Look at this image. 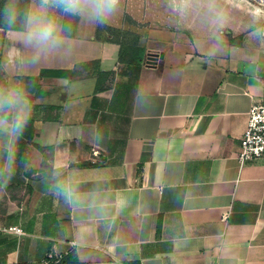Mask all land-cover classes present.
<instances>
[{
  "label": "crops",
  "instance_id": "0c3cea01",
  "mask_svg": "<svg viewBox=\"0 0 264 264\" xmlns=\"http://www.w3.org/2000/svg\"><path fill=\"white\" fill-rule=\"evenodd\" d=\"M57 15L56 48L0 27V89L27 96L32 132L0 133V264H264V159L237 158L264 103V9L121 0L103 28Z\"/></svg>",
  "mask_w": 264,
  "mask_h": 264
},
{
  "label": "clouds",
  "instance_id": "9594fccd",
  "mask_svg": "<svg viewBox=\"0 0 264 264\" xmlns=\"http://www.w3.org/2000/svg\"><path fill=\"white\" fill-rule=\"evenodd\" d=\"M188 6L191 0H179ZM214 3V0H209ZM121 0H40L38 6L21 7L19 0H6L0 9V23L9 28L22 24L26 28L25 42L37 50L56 48L60 45L61 28L57 13L86 17L97 28L107 26L119 11ZM31 105L22 90L0 89V133L18 137L27 125ZM9 165L14 159L12 145H3ZM56 187L62 195L71 197L65 185L59 181Z\"/></svg>",
  "mask_w": 264,
  "mask_h": 264
},
{
  "label": "built area",
  "instance_id": "2783aa9c",
  "mask_svg": "<svg viewBox=\"0 0 264 264\" xmlns=\"http://www.w3.org/2000/svg\"><path fill=\"white\" fill-rule=\"evenodd\" d=\"M237 158L242 164L264 159V103L252 104L249 108L247 126L240 138ZM11 230L22 233V229L17 226ZM62 258V253L49 252L39 264H61Z\"/></svg>",
  "mask_w": 264,
  "mask_h": 264
},
{
  "label": "rangeland",
  "instance_id": "374dc122",
  "mask_svg": "<svg viewBox=\"0 0 264 264\" xmlns=\"http://www.w3.org/2000/svg\"><path fill=\"white\" fill-rule=\"evenodd\" d=\"M20 1V0H19ZM30 0H21V4L20 6L23 7H28ZM6 0H0V9L3 8L4 4H5ZM250 3H253L254 5H256V7H259V9H264V0H249ZM261 11V10H260Z\"/></svg>",
  "mask_w": 264,
  "mask_h": 264
},
{
  "label": "trees",
  "instance_id": "16d2710c",
  "mask_svg": "<svg viewBox=\"0 0 264 264\" xmlns=\"http://www.w3.org/2000/svg\"><path fill=\"white\" fill-rule=\"evenodd\" d=\"M19 4H21V0L19 1ZM0 27H3V28H9V27H7L6 25H4V24H2V23H0ZM128 51H129V49L127 48V47H125V46H123L122 45V47H121V52H120V58H122L125 54H127L128 53ZM38 79L39 78H34L33 79V81L34 82H38ZM25 130H27V127H25V129L23 130V134H24V136L27 138V139H29V137L32 135L31 133V131L30 132H28V131H25Z\"/></svg>",
  "mask_w": 264,
  "mask_h": 264
}]
</instances>
